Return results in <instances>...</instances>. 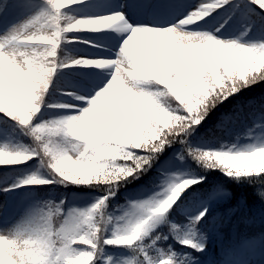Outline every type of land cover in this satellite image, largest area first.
<instances>
[{"label":"trees","instance_id":"obj_1","mask_svg":"<svg viewBox=\"0 0 264 264\" xmlns=\"http://www.w3.org/2000/svg\"><path fill=\"white\" fill-rule=\"evenodd\" d=\"M41 1L43 2V0ZM232 2H235L241 10L247 12L249 18L245 24L248 33L264 32V18L257 17L251 12L248 0H230L228 4L219 7L210 15H215L223 9L231 7ZM66 5L60 9L61 12ZM61 14L69 17L66 13L62 12ZM237 15L238 12L235 11L232 18L235 19ZM65 23H67L66 20L61 21L62 25ZM76 33L91 34V32H86L84 29ZM69 45L70 43H60L58 56H50L48 51L38 52L34 67L43 66L44 69H47L53 61L64 59ZM84 45L91 49H98L90 44ZM210 59L215 61V66L207 69V76L216 88L224 87L225 81H239L242 83L241 76L247 80L250 78V74H264V54L258 51L252 54L240 55L236 58L213 55ZM165 61V74L155 75L154 72L150 71L151 74L148 72V78L146 79L151 93L156 97L147 103L141 102L129 106L120 104L113 118L104 121V123L89 131L85 137L87 146L83 151L84 162L77 165L75 170H73V167L62 170V174L69 177V179L62 184H56L47 179L49 183L43 185L25 186L33 193L37 205L42 209V221L41 226H39L41 236L38 240L44 245V248L38 252V264H82L81 257H78L77 254L89 255L81 249L93 247L90 243L93 233H95V236H103L104 230L108 229L109 232L105 234L106 238L110 235V231L125 235L143 227L147 221L142 217L149 216V213L152 215L159 214L150 209H130L129 214L121 215V218H119L120 223L116 225V213L126 206L128 200L136 198L135 193L142 189H148L147 196L157 190L153 187L154 178L159 176V170L164 160L171 156L177 157L180 154V148L177 145L167 148L148 172L137 180H133V173L142 171L147 162L140 156H136L135 153L153 155V148L162 138V135L167 136L170 141H174L178 132V129L173 126L178 119L175 116L176 110L194 108L195 103L192 97L206 94L201 86V77L194 70V65L198 62L203 64V60L192 64L186 63L180 67L169 58H166ZM217 67H219V71H217ZM225 67L228 69L227 72L224 71ZM73 68L81 69L82 67ZM56 79L57 77L54 76L53 82H56ZM57 83L61 84V81L58 80ZM49 94L61 96V91L48 92L47 95ZM262 97H264V82L244 89L239 94L238 100L244 106L243 112L229 122L223 131H216V135L219 137L220 143L224 144L225 150L236 148L238 141L246 140L259 127H264V107L261 106L264 101L261 100ZM249 102L252 103L249 104ZM230 108L231 104L226 102V105L221 106L220 111L227 112ZM218 115V112L213 113L209 120L205 122V126L189 137L193 147H200L199 137L207 132L208 127L215 125ZM0 116L2 117L0 125L20 128L18 123L6 114L0 113ZM37 120L35 117L32 123L37 124ZM44 126L54 129H50V133L44 134L38 140L24 132L21 133L20 137L29 149L37 152V148H39L42 159L47 164L52 162L53 159H58L55 155L54 144H57V148L61 151L65 149L66 144L62 142V139L65 141V133L60 124L53 122ZM162 129L168 131L161 133ZM218 147V144L212 146L213 149ZM250 159H253L257 166L264 168V156L256 154L250 156ZM35 160L36 158L20 164H8L7 154L0 153V177L6 176V174L14 176L21 174L24 169H30ZM180 165L179 174L192 172L205 177L204 190H210L219 185L226 193V195L213 202V215L218 214L220 217L218 224L215 226L205 225L200 228V233L206 234L205 238L209 237L213 229L219 234L218 255L223 256L228 251L237 253L238 246L243 239L264 231V203L261 202L259 195L261 191H264V186L247 183L242 174L243 169L225 168L224 171H230L234 174L232 175L233 180H229L222 175L219 169L208 173L201 172L191 159L180 161ZM237 172H240L241 175L237 176ZM46 175L49 176L48 173ZM251 175H264V172L259 171L257 167ZM130 180H133V182L129 183ZM72 181H79V183L74 184ZM197 187L200 186L197 185ZM114 191L116 193L107 202L106 211L100 209L95 211L94 215L90 214L87 221L77 230L69 231L66 228L68 225L64 205H66L72 193L91 194L101 198L105 193H113ZM57 205H61V208H58ZM111 212L113 214H108ZM169 219L178 225L185 223V217L179 211L174 212ZM57 221L60 224L59 230H57ZM157 232L167 235L168 230L167 228H160ZM154 234L149 232L141 239L133 241L134 246L136 245L134 251L123 245L105 246L104 249L112 251V253L122 252L125 256L129 255L131 259H134L135 264H140V260L143 258L139 252L140 247H145L146 254L150 256L157 255V248L161 251L170 249L171 252L175 253L174 264H187L190 260L202 261L204 264H214L211 252L204 249L203 252L197 253L189 248H182L170 236L163 241H157L151 248H147L146 246L151 244ZM45 238L46 241L44 242ZM73 242L81 245L80 248H73ZM70 250L71 254H69ZM98 250L100 249H95V253ZM103 262L102 260L96 264H104ZM0 264L8 263L0 257Z\"/></svg>","mask_w":264,"mask_h":264},{"label":"snow or ice","instance_id":"obj_2","mask_svg":"<svg viewBox=\"0 0 264 264\" xmlns=\"http://www.w3.org/2000/svg\"><path fill=\"white\" fill-rule=\"evenodd\" d=\"M47 8L41 9L35 14L28 15L24 20L19 23L9 26L3 35H0V57H2L18 75V82L15 84L9 83L7 77L5 78L3 90L0 91V113L6 114L9 118L16 121L25 134L31 135L37 140L40 139L38 130L44 125L51 124L54 121L41 122L39 124H33V120L36 116L32 114L36 112V106L40 101V92L43 89L46 78L49 75L43 66H32L29 62H18L14 58L10 57L7 45L12 43L20 44L23 47H36L43 46L48 49L50 56H58V49L60 43H69L66 39L67 34L76 33L79 30L84 29L86 32L97 33L103 30H112L118 36L124 35L125 38L122 41L121 47L115 53V59L113 60H93V59H74L70 62L68 60L57 61L55 72L62 71L64 69H70L73 67L95 68L97 70L111 69L112 71L118 66L117 63H112L111 67H104L103 65L108 62L122 61L126 58V52L128 46L137 38L151 39L161 38L166 34L180 39V33H189V38L193 37H207L213 46L223 47L228 49L235 48L236 45L229 43H221L222 39H212L214 33L209 34L206 32H193L190 29L198 21L208 17L211 13L215 12L219 7H222L230 2V0H199L198 3L179 4L181 10L174 14L173 22L165 26V22L153 21L151 25L146 24H131L122 11H114L108 15L94 16V17H65L62 16L60 9L65 4H72L74 6L87 2V0H43ZM30 0H0V16L5 12L15 11L16 9L27 8ZM251 12L260 18H264V0H248ZM123 7V6H122ZM62 20H66L67 23L61 24ZM47 23L54 29L53 37L46 35L40 37H27L23 40L20 37L23 34V30L30 28L38 23ZM227 23V20L224 22ZM224 24H221L215 31L219 32ZM167 30V32H165ZM125 40L128 41L125 44ZM249 48H254L255 45H248ZM99 65V66H97ZM215 66V61L209 59L204 61L203 64L197 63L194 65V70L199 73L201 77V86L205 90L204 95L193 96L192 99L195 103V107L192 109L180 108L175 112V116L178 117L173 125L178 129L175 140L170 141L167 136H163L156 143L153 148V155H142L141 153H135L136 156H140L147 163L144 165L142 171L133 173V180L139 179L153 166L161 154L165 152L167 148L177 145L180 148V154L176 157L177 160L183 161L185 159H191L198 165L201 162H206L209 159L215 160L217 169L229 180H233L232 173L230 171H224L225 168H237L243 169V177L245 181L252 185L264 186V175L253 176L250 174L254 169L258 167V170L264 172V168H261L255 164L250 156H255L258 152H264V144L252 146L245 149L225 150L224 144L220 143L219 137L216 135V131H223L229 122H231L236 116H238L244 110V106L241 101L238 100L239 94L244 90L251 88L253 85L264 82V74H250V78L245 80L241 76L242 83L225 81V86L222 88H216L215 84L207 76V69ZM227 68L224 71L227 72ZM111 71V74H112ZM219 71V67H217ZM111 78V77H110ZM107 83V82H106ZM102 79L97 83L96 87L101 88L106 84ZM95 91L93 96L84 100L82 97L77 96L71 92H61V95L70 96L73 100L82 102L87 108V102L91 100L99 92ZM45 97L44 99L46 98ZM264 101V97L261 98ZM231 104V108L227 111H220L221 106ZM252 102H249L251 104ZM264 107V104L261 105ZM42 107H48L49 109H65L68 105L64 104H44ZM82 109V110H83ZM80 109H77L79 114ZM171 111V110H170ZM219 113L216 118V123L212 127H208L207 132L199 137L200 147H193L189 141L194 133L201 127L205 126V122L209 120V117L213 113ZM75 114V115H78ZM73 116V115H68ZM68 116H63L68 117ZM168 131L162 129L161 133ZM219 145L218 148L213 149V145ZM8 164H20L21 162H27L34 158H39L38 153L32 152L31 149L25 148L18 151H6ZM139 166V165H138ZM73 165V170H75ZM175 167V162L169 159L164 162L159 170V176L154 178L153 187L157 189L151 195H147L148 189H142L135 193V199L128 200L126 207L130 209L144 208L150 209L159 214L142 217L147 222L142 228H137L131 233L120 235L114 231H110L108 238L105 234L109 232L108 229L104 230L103 236L96 235L94 239L90 241L93 247H85L81 249L83 252H87L90 256L95 255V249L99 248L103 251L105 246H119L123 245L134 251L136 245L132 243L141 239V237L148 235L149 232L155 233L152 237L151 244L146 247L151 248L157 241H163L169 236L176 241L182 248L186 247L195 252H203L205 249V236L200 233V228L205 225H217L220 219L219 215H213L212 206L216 201L226 193L222 188L217 185L210 190H204L203 175H198L192 172H186L180 175L170 173V170ZM241 173L237 172V176ZM66 180L69 177L65 176ZM130 180L129 183H132ZM158 181V182H156ZM185 181L190 184L184 183ZM51 182L55 183L51 180ZM49 183L48 180L37 178L36 176L27 177L11 188H0V192L9 193L15 189L28 186V185H43ZM199 185L200 187H197ZM184 190L181 192L180 189ZM113 193H105L103 197L98 198L95 203L86 209L80 210L81 212H87L89 209L100 210L107 207V202L111 199ZM260 198H264V191L259 193ZM146 196V198H144ZM62 205V204H61ZM61 205H57L61 208ZM4 205L0 204V211H2ZM39 210L38 205H34L25 210L23 217L16 223H14L9 231L11 233L19 231L23 225L30 222L36 212ZM77 209H70L66 214H69ZM181 212L185 217V223L178 225L172 222L169 217L174 212ZM234 211V210H232ZM150 217V218H149ZM160 228H167V235L157 232ZM4 232V231H3ZM0 232V235H3ZM81 245L73 246L78 249ZM102 246V247H101ZM255 246V241L248 242V247ZM139 252L143 257V264H174L175 253L170 249L161 251L156 249L157 255L150 256L146 254L145 247H140ZM71 254V250L70 253ZM235 254L229 252L226 257V264H233V257ZM94 264V260L92 262ZM111 264V262H109ZM124 264H130L129 261H125Z\"/></svg>","mask_w":264,"mask_h":264},{"label":"rangeland","instance_id":"obj_3","mask_svg":"<svg viewBox=\"0 0 264 264\" xmlns=\"http://www.w3.org/2000/svg\"><path fill=\"white\" fill-rule=\"evenodd\" d=\"M189 2L195 4L199 0H87V2L76 6L67 4L62 12L68 14L69 17L81 18L108 15L114 11H122L129 23L133 25L138 23L151 25L153 21H161L165 22V26H167L173 22V16L176 12L186 10L181 9L178 5ZM6 3L7 0H5ZM2 7L0 6V8ZM44 8H47V5L41 0H30L27 8L5 12L4 15L0 16V35H3L9 26L21 22L28 15L35 14ZM235 11L238 12V15L234 19L232 16ZM248 18L247 12L241 10L235 2H232L231 7L223 9L216 16L206 17L190 26L189 30L191 31L214 33L215 38L222 40L241 37L238 42L242 43L243 46L237 45L233 49L216 47L211 43H202L200 41L189 40L185 43L181 39L166 34L161 38H137L134 40L128 46L126 58L122 61L108 62L103 65L104 67H111L112 63H117L118 66L113 71L111 69L101 71L84 67L58 71L55 75L57 77L56 82H53L50 86L49 92L56 93V91L60 90L62 92H71L84 100L90 99L94 92L99 90L96 85L101 79L106 83L111 77V82L87 102L88 106L85 109H83L85 105L82 102L73 100L70 96L61 94V96L46 95V105L64 104L69 107L59 110L43 107L36 115L37 124L44 121H54L60 124L65 133V141L62 139V142L66 144L65 149L61 151L57 148V144H54L57 160L53 159L52 162L46 164L43 159L36 158L30 169H24L21 174L1 176L0 188H11L21 180L31 176L51 180L46 175L49 172H53V174L63 179L65 177L62 174L64 168L73 167V165L77 166L84 162L83 151L87 146L85 137L89 131L104 123V121L113 118L120 104L129 106L135 103H147L156 97V95L151 93L146 79L148 78V72L151 74L150 71L154 72L155 75L165 74L166 58H169L180 67L186 63L192 64L202 60L206 61L212 58L213 55L236 58L240 55L252 54L255 51L264 54V43H257L258 41L264 42V32L248 33L245 24ZM225 20H227L226 24L224 23ZM221 24H224V27L219 32H216L215 30ZM53 33L54 29L52 26L42 22L23 30L20 39L44 35L51 38ZM124 38V35L118 36L112 30H103L90 35L69 33L66 39L70 41V45L67 46L64 59L69 62L74 59L113 60ZM80 43L90 44L98 49H91ZM251 44H254L255 47L249 48L248 45ZM7 50L10 57L16 61H27L32 66H34L38 52L48 51L43 46L23 47L17 43L7 45ZM18 75L15 69L0 57V91L3 90L6 77L9 83L15 84L18 82ZM58 80L61 81V84L57 83ZM77 109L83 110L78 114ZM63 116L68 117L61 118ZM1 119L2 117L0 116ZM50 129L54 128L43 126L38 130L39 136L50 133ZM23 132L21 127L10 128L8 125H0V153L7 154L6 151H18L28 148L20 137ZM73 140H75L74 143H72ZM261 144H264V127H259L246 140L238 141L236 148L233 150L252 146L258 147ZM32 152L37 153L36 150H32ZM259 153L261 152L257 154ZM169 159L175 162V167L170 170V173L180 175V161L176 157L171 156L165 159L164 162ZM45 168L47 169L46 172ZM97 199L98 197L91 194L72 193L69 196L66 205H64L66 208L65 213L70 209H77L67 214L68 226L66 228L69 231L79 229L87 221V217L90 214L94 215L97 210L89 209L87 212H81L80 210L90 207ZM0 204L4 205L2 211H0V232H3L18 222L23 217L26 209L38 203L34 199L33 193L24 186L9 193L0 192ZM106 209L103 208L105 211ZM41 212L42 209L39 207L31 221L23 225L19 231L13 232L11 239L0 235V257L4 258L8 264H38V252L44 248V245L38 240L41 236L39 228L42 221ZM129 213L130 208L126 206L121 208L120 212L116 213V225L120 223L119 218H121V215ZM108 214H113V212ZM20 231L24 232L25 237L18 241L17 239L20 238L17 237V233ZM218 235L215 229L210 232L209 237L205 238V249L211 252L214 264H226V257L229 252H226L223 256L217 254L219 246ZM77 255L81 257L80 261L82 264H92L93 260L94 264L100 263L102 260L104 264H109V262L111 264H124L125 261L135 264L134 259H131L129 255L125 256L122 252L112 253V251H107V249L98 250L94 256H83L81 253ZM187 264L204 263L190 260ZM258 264H264V260L258 261Z\"/></svg>","mask_w":264,"mask_h":264},{"label":"clouds","instance_id":"obj_4","mask_svg":"<svg viewBox=\"0 0 264 264\" xmlns=\"http://www.w3.org/2000/svg\"><path fill=\"white\" fill-rule=\"evenodd\" d=\"M68 2L70 3L71 0H68ZM194 24H195V22H194ZM165 32H167V30H165ZM193 32H199V31H193ZM189 36H190L189 33H180L179 34L180 39L185 43H187L189 40L200 41L202 43H211V41L207 37L201 36V37L189 38ZM212 39L213 40L216 39L215 36H213ZM240 39H241V37H236L235 39L222 40L220 42L236 45ZM127 43H128V41L125 40V44H127ZM257 43H264V42L258 41ZM238 45L243 46L242 43H239ZM57 61H64V59H57L56 61H53L51 66L46 69V71H47V73H49V75L47 76L45 85L40 92V101L36 106V112H34L32 114L33 116H36L37 113H39L41 111V105L46 104L44 97H45V94H48L49 88L53 84L54 76L56 74L55 70H56V66H57ZM110 82H111V78L107 81V83L104 85V87L101 88L99 91H102L103 89H105L109 85ZM37 153H38L39 157L42 159L43 157L39 151V148H37ZM258 155L264 156V152H261ZM197 166H198L199 170L203 173H208L210 171L217 169V165L215 163V160H212V159H209L206 162H201ZM137 171H139V169H137ZM232 175H234V174H232ZM49 177L56 184H62L66 180L65 177H63V179H62L61 177L57 176L56 174H53V172H49ZM72 183H74V184L79 183V181H72ZM184 183L190 184V182H188V181H185ZM183 190H184L183 188L180 189L181 192ZM115 193L116 192L114 191L113 194H115ZM260 200L262 203H264V198H260ZM56 224H57V230H59V227H60L59 221H57ZM9 229H10V227L3 232V236L11 239L12 233L9 231ZM203 235L205 236L206 234H203ZM77 238H79V237L77 236ZM91 238L92 239L95 238V233L92 234ZM250 241H255V246L252 248L248 247V242H250ZM77 245H79V244L73 242V246H77ZM261 260H264V231H261L254 236L247 237L246 239H243L241 241L240 245L238 246V251L233 257V264H258V261H261ZM140 264H143V258H141Z\"/></svg>","mask_w":264,"mask_h":264},{"label":"bare ground","instance_id":"obj_5","mask_svg":"<svg viewBox=\"0 0 264 264\" xmlns=\"http://www.w3.org/2000/svg\"><path fill=\"white\" fill-rule=\"evenodd\" d=\"M17 237H18V238H20V239H17V240H18V241H21V240H22V238H24V237H25V235H24V232H21V231H20V232H18V233H17Z\"/></svg>","mask_w":264,"mask_h":264}]
</instances>
